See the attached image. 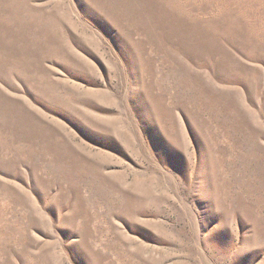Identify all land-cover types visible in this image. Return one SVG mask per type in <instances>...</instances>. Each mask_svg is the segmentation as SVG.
<instances>
[{
    "label": "rangeland",
    "instance_id": "rangeland-1",
    "mask_svg": "<svg viewBox=\"0 0 264 264\" xmlns=\"http://www.w3.org/2000/svg\"><path fill=\"white\" fill-rule=\"evenodd\" d=\"M0 264H264V0H0Z\"/></svg>",
    "mask_w": 264,
    "mask_h": 264
}]
</instances>
